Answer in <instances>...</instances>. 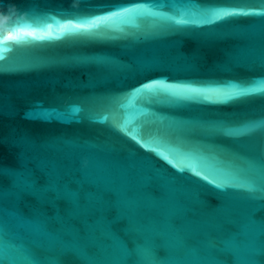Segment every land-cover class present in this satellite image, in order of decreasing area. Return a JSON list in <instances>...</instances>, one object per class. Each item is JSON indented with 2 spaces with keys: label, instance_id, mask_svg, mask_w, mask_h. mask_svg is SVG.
<instances>
[{
  "label": "water",
  "instance_id": "water-1",
  "mask_svg": "<svg viewBox=\"0 0 264 264\" xmlns=\"http://www.w3.org/2000/svg\"><path fill=\"white\" fill-rule=\"evenodd\" d=\"M0 264H264V0H0Z\"/></svg>",
  "mask_w": 264,
  "mask_h": 264
}]
</instances>
